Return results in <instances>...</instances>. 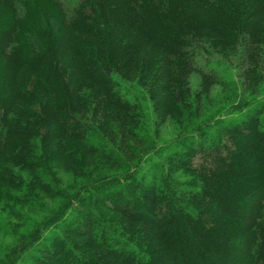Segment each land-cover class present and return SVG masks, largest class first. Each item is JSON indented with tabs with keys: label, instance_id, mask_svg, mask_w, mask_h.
<instances>
[{
	"label": "trees",
	"instance_id": "obj_1",
	"mask_svg": "<svg viewBox=\"0 0 264 264\" xmlns=\"http://www.w3.org/2000/svg\"><path fill=\"white\" fill-rule=\"evenodd\" d=\"M204 51L254 90L198 119ZM263 71L264 0H0V264H264Z\"/></svg>",
	"mask_w": 264,
	"mask_h": 264
},
{
	"label": "rangeland",
	"instance_id": "obj_2",
	"mask_svg": "<svg viewBox=\"0 0 264 264\" xmlns=\"http://www.w3.org/2000/svg\"><path fill=\"white\" fill-rule=\"evenodd\" d=\"M205 52V53H204ZM201 55L202 58L198 60L199 67L203 69H210V67H214L218 74L221 75L222 80L226 83L224 85H215L212 88V91L209 95V100L204 101L201 104V116L199 118H204L206 115L208 116L209 113L214 112L215 110H219L220 108H223V106L228 107H240L241 101H250L251 95L250 92H252L254 89L251 88V86H248L249 83V75L247 71L248 62L241 60L240 58H227L222 57L219 54L211 51H204ZM206 62V64H205ZM192 89L198 90V86L200 84V77L198 74H193L190 78ZM123 90L127 92L128 89L131 88V92H127L129 95L136 94L137 97L142 99L143 105H145V111H146V122L148 125L149 132L154 131L152 129L151 119L152 114L150 111V104L146 97L143 95L142 91L140 89H136L131 83H122ZM258 88L260 89V94H258L257 98L254 99L257 105L262 104L264 105V71L261 73V78L258 82ZM134 89L135 92H132ZM231 104H234L235 106H230ZM248 107H243L241 111L239 112H229L222 114L221 117L227 120H232L234 118L239 117L243 113L246 112ZM193 125L192 122L190 123H180L178 121H168L165 123L160 129L159 134L154 137L157 138L158 144H168V143H176L181 136V132L184 130L189 129ZM195 125V124H194ZM187 132L185 131V134ZM146 160H148V157L146 156L143 159L142 167L145 168L147 166ZM2 204L0 205V214L1 217L5 219H10L13 223H24L26 221H18L16 218H13V216L9 215L7 210L4 208L2 210ZM4 211V212H3ZM38 213V214H37ZM37 215H40L39 212H36L35 215H33L32 218L36 219ZM39 218V217H38ZM13 241V237L7 234L0 233V254L1 252L6 249Z\"/></svg>",
	"mask_w": 264,
	"mask_h": 264
}]
</instances>
